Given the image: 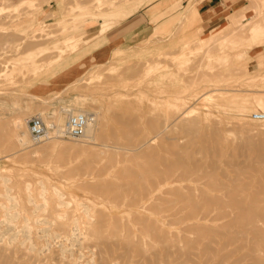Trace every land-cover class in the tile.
<instances>
[{"label": "rangeland", "instance_id": "374dc122", "mask_svg": "<svg viewBox=\"0 0 264 264\" xmlns=\"http://www.w3.org/2000/svg\"><path fill=\"white\" fill-rule=\"evenodd\" d=\"M117 1L121 2L122 0H0V27L2 28H0V36L2 33H6L13 37H10V40L8 38L9 41L7 39L0 41V119L12 121L19 115V109L26 107L29 113H27V119L39 114L43 116L47 124V121L55 124L53 128L48 124L51 133L54 132V134H50L52 138H45L39 143H35L29 133L30 140L26 144H20L16 134H9L8 137H5V144H0V182L5 176L10 190V194L3 193L5 186L0 184V200H2L0 201L2 204L0 205V217L2 218H0L2 223H0V264H40L42 262L44 264H64L68 259H70L68 264H77L78 262V264H88L87 261L93 257L94 264H182L180 261H184V264H255L251 255L255 253L264 255V242L260 247V252L258 249L254 250L255 234L252 231H245L244 238H238L236 241L226 242L227 237L220 235L213 241V247L209 253L204 250L205 244L201 239H199V247L190 252L186 250L190 238L196 239L197 237L193 230H186L190 223L197 221L207 224L223 223L233 215L235 216L236 211H232V208L228 206L226 215H221L217 211L218 207L212 206L207 211L191 213L188 201L178 197L174 188L165 192L167 186L164 181H173L174 187L181 188L187 194L200 196L204 193L206 197H220L221 199L225 198V189L215 186L209 181L210 175H215L221 180L239 176L237 183H248L249 187L253 188L259 186L260 176L264 174V157L260 162L252 154L245 157L246 154L240 155L231 151L230 154L233 156L231 157L229 152H225L217 158L216 168L213 170L210 165V157L205 156L202 151H192V160L197 166H194L193 172L188 175H183L180 167H169L166 161L174 155L171 145L175 142L182 148V154H186L188 132L186 133V127H182L180 124L194 118L204 120L203 122L208 119L207 122L213 124L217 122V125L226 134L224 141L231 147L238 145L242 138L250 133L254 138L261 137V141H264L262 132H260V136L255 130L246 133L249 125L257 126L260 123L257 127L264 126L262 124L264 119L257 120L254 117L256 113H264V17L262 16L264 15V7H262L264 0H223L224 17L212 25H204V17L201 22H198L192 16L195 9L199 12L196 6L199 2L196 0H158V4H156V0H132V5L141 2V6L130 11L129 14L126 13L127 15H122L123 17L121 15L111 17L112 24L109 29H119L122 26L118 22L127 21L129 26L126 27L127 33L130 28L132 35L128 39L130 42L123 45L126 48L119 46L121 42L125 41L122 35L112 36V41L106 37L109 30L94 38L90 43L84 44L87 38L95 32V28L90 29L87 34L85 30L88 27L87 23L91 18L92 11L96 10L99 13L102 8L109 9L113 6V2ZM26 10L30 12L27 11V13ZM71 10L73 12H70ZM185 13H190V17L194 18L193 21L185 20ZM232 13L236 15L231 17ZM25 16L27 18H24L23 21ZM7 18L10 19L9 22ZM258 18L259 23L263 19L262 25H260L259 31L252 35L245 27L253 20L257 21ZM147 20L149 29L142 36L141 24L147 23ZM71 21L73 25H71ZM14 22L17 25H14ZM218 22L222 24L220 29L209 31L213 26L218 25L213 28L219 27ZM61 23L65 27L63 25L62 28ZM5 25L7 29L3 28ZM143 26L147 25L143 24ZM68 30L75 31L72 37L80 36L79 45L77 44L72 52L70 49L66 50L67 52L65 51L66 53L62 55L63 58L58 63L51 65L50 59L57 54V47L66 48L72 40L65 38ZM248 37L250 38L248 39ZM112 45L114 48L110 47ZM99 46L105 48L102 50L97 48ZM33 53L37 55L34 54L35 57L33 55L32 58L31 54ZM27 55H31V57L29 56L31 59L29 57L27 59ZM200 56L201 58H198ZM24 58L25 60H23ZM193 62L196 65H193ZM24 64L26 65L23 66ZM148 66L151 70L147 68ZM198 66L202 69H199ZM190 93H193L194 96ZM257 96L260 97L257 99ZM260 99L263 100V105L260 104ZM66 107H82L89 112L97 110L100 113V118L104 119V123L98 127L93 138L78 136L77 139H73L61 133L57 134L53 129L59 125L58 123H64L67 119L68 114L62 109ZM183 108L194 109V116L177 117L179 109L183 110ZM54 114L56 115L53 116ZM58 115L60 120H58ZM55 119L57 121H53ZM243 122L246 124H242ZM237 123L240 126L245 125L242 126L244 130L241 127L245 134L241 132V128H238ZM231 125L233 126L231 127ZM246 125L248 126L246 127ZM236 127L244 136L236 130ZM225 129L231 133H227ZM132 135L135 136L132 137ZM147 140L148 143L145 144L149 146V155L146 158L140 157L137 160V157L134 158V155L132 157L131 153L124 156L125 154L120 151L115 156V160L110 161L108 153L105 152L92 159L90 165L87 163V160L90 159L89 152L101 149L100 147H103L100 145L101 142H109L110 146H133L142 145L144 143L140 141ZM137 161H145L150 164L153 171L165 173L164 176H159L156 174L157 172H154L155 187H157L155 191L163 193L162 195H165L170 203L161 207H152L150 201L146 200V206L139 207L150 224L165 228L168 236L175 240L169 254L165 257L158 255L157 262L142 257L136 251H128L120 243V240L129 237L141 241V243L144 241L143 244L146 247L155 244L156 248L160 249L162 240L156 237L157 233L151 226L137 222L132 217H130V221L120 218L123 215H131L137 209V205L132 206L127 202L120 201L118 202L119 206H116L115 201L103 196L106 193L101 195L104 192L99 189L86 187L102 180L126 181L127 172L133 170ZM83 164L87 166L85 167ZM236 167H246V170L240 174L237 173ZM26 182L32 184L31 190L33 188L34 197L41 191L49 192L46 193L48 195L47 208L40 210V213L52 214L54 203L51 195L57 190L62 191L65 197L71 196L72 199L87 201L91 213L95 216L98 217L102 213L104 215L102 222L106 224V231L111 230L118 220V234L109 235L113 243L109 246L99 245L97 234L81 232L82 235H80L81 233L75 230L76 240L73 237L74 240L71 241L70 238L67 241L68 245L69 241L70 245L72 242L73 247L67 248L70 249V252L65 249L66 253H64L63 250H60L63 239L60 237L57 239L56 235L51 233L56 228L55 224H53L54 226L50 225L53 222L50 221L48 224L49 221L45 222L43 219V224V214H39L37 217L33 216L35 220L37 218L42 220L41 222L37 221L40 225L34 218L25 219L26 216H23L24 212H28L25 213L26 215L29 214L28 208L30 209L29 206L33 205L27 201ZM44 183L46 184L45 188L47 187L45 190L42 189ZM2 187L4 188L2 189ZM127 189L130 190L129 193L134 191L130 187ZM6 195L9 199L5 197ZM259 196L262 199L261 203L264 204V191ZM12 199L15 200V203ZM6 200L11 202L8 203ZM5 201L7 202L6 206ZM16 203L17 208L20 207L21 211L15 209L14 204ZM3 204L6 208L9 204L10 208L7 209L9 212L5 211L6 208H3ZM2 208L6 212L5 215H2L5 213L1 211ZM11 209L15 210L14 212L19 210L17 216H14L15 218L11 217ZM74 209L75 203L72 202L68 206V215L72 214ZM48 213L44 215V218H47L46 216L49 218ZM20 217H22V227L24 222L29 221L30 223L31 220L36 222H31V226L29 223L26 224L32 229V232L28 228L26 229L27 233H24L22 228H19L21 226L19 225ZM41 223L45 227L50 225L51 230L49 231L52 236L54 235V238L49 237L47 240H43L46 236H41L44 234L42 232L44 226H41ZM35 224L36 226H34ZM38 225L42 230L38 229ZM259 227L263 237L264 221H259ZM238 229L235 226V232ZM15 230H19V232ZM28 232L31 240L25 238V241L23 237H28L25 235ZM22 233L23 235H20ZM51 234L46 231L47 237ZM27 241L31 242V249L28 248L30 246ZM44 241L46 243L49 241V243L46 244ZM75 242L76 244H74ZM79 242L82 243L79 244ZM59 243L61 245L57 247ZM77 245L78 247H76ZM32 249L36 254L40 249L41 255L46 256H42L43 261L39 259L35 261L36 257L40 258L41 256L32 254ZM71 250L75 252L73 253ZM78 251L81 254L78 253L80 256H77L79 258L76 259ZM61 252L63 254L60 255ZM2 254H5L7 259ZM29 254H31V259ZM3 257L6 262L4 259L1 260ZM74 259L78 261L75 263ZM32 260L35 262H31Z\"/></svg>", "mask_w": 264, "mask_h": 264}, {"label": "bare ground", "instance_id": "6f19581e", "mask_svg": "<svg viewBox=\"0 0 264 264\" xmlns=\"http://www.w3.org/2000/svg\"><path fill=\"white\" fill-rule=\"evenodd\" d=\"M29 1V0H28ZM30 1H33V0H30ZM110 1V0H109ZM136 1V0H135ZM79 2H85V1H79ZM264 2V1H263ZM94 3V2H93ZM96 3V2H95ZM113 6L111 8H102L101 12H97L96 10H93L92 11V14H90V17L89 18V22L87 23V26L91 28V30L93 29V24H95L96 22L100 21L101 20V25L99 27V29H97L95 32H93V35L88 37L87 40L85 41L84 44H87V43H90L91 41L94 40L95 37L99 36L100 34L106 32L107 30H109L111 27L110 25L112 24V20H111V17L113 16H120V13L124 10V9H128L129 7H134L136 6L137 4H134L132 5V0H124L123 2H113ZM112 4V2H111ZM139 5H141L142 3L139 2L138 3ZM264 4V3H263ZM45 5V4H43ZM42 5V6H43ZM97 5V4H96ZM38 6V5H37ZM23 8V5L21 6ZM79 7V6H78ZM90 7V6H89ZM264 7V6H262ZM43 8V7H42ZM16 10V9H15ZM18 10V9H17ZM67 10V9H66ZM21 11V10H19ZM29 11V10H26V12ZM86 11V10H85ZM261 11V10H260ZM9 12V11H8ZM15 12V11H14ZM25 12V13H26ZM30 12V11H29ZM70 12H73L72 10ZM81 12V11H79ZM16 13V12H15ZM14 13V14H15ZM20 13V12H19ZM28 13V12H27ZM263 13V12H262ZM40 14V13H39ZM84 14V13H83ZM11 15V14H10ZM24 15V14H23ZM68 15H69V12H68ZM80 15V14H79ZM85 15V14H84ZM38 16V15H37ZM78 16V15H77ZM264 17V15H262ZM11 17V16H10ZM9 17V18H10ZM229 17V16H228ZM262 17V18H263ZM12 18V17H11ZM24 18H27L26 16L23 17V21H24ZM30 18V17H29ZM230 18V17H229ZM261 18V17H259ZM259 18L258 20H253L252 22H250V24H245L246 25V29L252 34V35H255L258 31H259V28H260V25H262V22H263V19L261 20L262 22L259 23ZM8 19V18H7ZM7 19H6V22H7ZM19 19V18H18ZM64 19V17L62 18V20ZM66 19V18H65ZM26 20V19H25ZM44 21V19H41ZM111 20V22H110ZM250 20V19H249ZM10 21V19H8V22ZM73 21V20H72ZM71 21V25H73V22ZM84 21V20H83ZM22 22V21H21ZM70 22V21H69ZM77 22V21H76ZM80 22V21H79ZM16 23H20V22H16ZM32 23V22H31ZM44 23V22H43ZM56 23V22H54ZM78 23V22H77ZM8 24V23H7ZM30 24V23H28ZM41 24V23H40ZM66 24V23H65ZM14 25H17L15 24L14 22ZM63 25L61 23V26L63 28ZM82 25V24H81ZM222 25V24H221ZM69 26V25H68ZM79 26V24H78ZM233 26V25H232ZM240 26V25H239ZM3 27V26H2ZM6 25L3 27L4 29H7ZM9 27V26H8ZM65 27V25H64ZM74 27V26H73ZM88 27L85 28L86 30V34L89 33V31H87ZM234 27V26H233ZM1 28V27H0ZM10 28V27H9ZM20 28V27H19ZM75 28H77V26H75ZM74 28V29H75ZM218 28V27H217ZM217 28H212V30H216ZM235 28V27H234ZM240 28V27H238ZM2 29V28H1ZM242 29H244L242 27ZM244 29V31L246 32L247 30ZM42 30V29H41ZM241 30V29H240ZM64 31V29H63ZM232 31V30H231ZM243 31V32H244ZM264 31V30H263ZM75 34V31H72L71 30H68V32H66V40L67 39H72L71 42H69L68 44V47H62V46H58L57 47V54L52 57L50 59V64L53 65L55 63H57L59 60H61L63 57L62 55L65 54L68 50L70 49V52L74 51L75 48H76V45L79 43V40L81 39L80 36H73L72 37V34ZM248 33V32H246ZM264 33V32H263ZM47 35V34H46ZM248 35V34H247ZM12 35L10 34H6V33H2V36H0V41H2V39H7L9 38V40L11 39ZM254 37V36H253ZM75 38V39H73ZM250 37H248L249 39ZM252 38V37H251ZM8 40V41H9ZM83 42V41H82ZM216 42V41H215ZM248 42V41H247ZM2 44V43H1ZM3 45V44H2ZM61 45V44H60ZM79 45V44H78ZM56 47V46H55ZM188 47V46H187ZM40 48V47H39ZM216 48V47H215ZM236 48V47H235ZM48 49V48H47ZM50 49V48H49ZM32 50V49H31ZM45 50V49H44ZM43 52V50H41ZM66 51V52H65ZM30 52V51H29ZM40 53V51H38ZM37 52V54H39ZM204 53V52H203ZM35 53L31 54L32 55V58H33V55ZM35 54V55H37ZM31 55H27L26 58L28 59V57ZM34 55V57H35ZM236 56V55H235ZM24 57V56H23ZM29 57V58H30ZM258 57V56H257ZM198 58H201L198 57ZM197 58V59H198ZM31 59V58H30ZM192 59V58H191ZM196 59V61H197ZM25 60V58L23 59ZM48 60V59H47ZM193 60V59H192ZM203 60V59H202ZM32 61V60H31ZM30 61V62H31ZM195 61V62H196ZM200 61V60H199ZM204 61V60H203ZM29 63V62H28ZM34 63V62H33ZM197 63V62H196ZM26 64H24L23 66H25ZM50 65V66H51ZM156 65V64H155ZM154 65V66H155ZM170 65V64H169ZM192 65V64H191ZM193 65H196L194 62H193ZM192 65V66H193ZM198 65V64H197ZM200 65V64H199ZM260 65H262V63H260ZM201 66V65H200ZM47 67V66H46ZM150 66H148L147 68H149ZM186 67V66H185ZM199 67V66H198ZM34 68V67H33ZM38 68V66H37ZM40 69V68H38ZM36 69V70H38ZM150 69V68H149ZM185 69V68H184ZM199 69H202L199 67ZM35 70V71H36ZM151 70V69H150ZM159 70V69H158ZM183 70V69H182ZM186 70V69H185ZM212 70V69H211ZM38 72V71H36ZM35 72V73H36ZM262 73V72H261ZM262 75V74H261ZM264 75V73H263ZM233 76V75H232ZM221 77V75H220ZM257 77V76H256ZM224 78V77H223ZM247 78V77H246ZM245 78V79H246ZM250 78V77H249ZM255 78V77H254ZM220 79V78H219ZM212 80V79H211ZM214 80V79H213ZM222 80V79H221ZM210 81V80H209ZM219 81V80H218ZM177 83V82H176ZM208 83V82H207ZM212 83V81H211ZM209 84V83H208ZM254 84V83H253ZM165 85V84H164ZM224 85V83H223ZM214 86V85H213ZM225 86V85H224ZM202 87H205V86H202ZM208 87V86H207ZM215 87V86H214ZM209 88V87H208ZM216 88V87H215ZM237 88V87H236ZM235 88V89H236ZM220 89L221 87L219 88V92H220ZM202 90V89H201ZM200 90V92H201ZM223 90V89H222ZM251 90V89H250ZM214 91V90H213ZM241 91V90H240ZM247 91V90H245ZM183 92V91H182ZM195 92V91H194ZM197 92V91H196ZM211 92V91H210ZM238 92V90H237ZM253 92V91H252ZM207 93V92H206ZM212 93V92H211ZM240 93V92H239ZM238 93V94H239ZM262 93V91H261ZM191 95H193V93H190ZM189 94V95H190ZM199 94V93H198ZM212 95V94H211ZM221 95V94H220ZM224 95V94H222ZM256 95H259V94H256ZM255 95V96H256ZM264 95V94H263ZM81 96V95H80ZM194 96V95H193ZM210 98V96H208ZM227 97V96H226ZM260 97V96H259ZM257 96V99L259 98ZM176 98H179V97H176ZM195 98V97H194ZM213 99V97H211ZM264 98V97H263ZM233 99V98H232ZM227 100V99H226ZM261 103L263 100H261ZM244 102V101H243ZM233 103V102H231ZM246 103V102H245ZM244 103V104H245ZM242 104V105H244ZM240 105V104H239ZM67 106V105H66ZM190 106V105H189ZM188 106V107H189ZM64 107V106H63ZM232 107H234L232 105ZM235 108V107H234ZM64 111L67 112L68 114V117L72 114H77V113H84L86 114L88 117H89V121L85 127V131L84 133L81 135V136H86L87 138H93L96 134V132L98 131V127L100 125H102L104 123V119H101L100 118V113L99 111L95 110L93 112H90L85 110L84 108H75V107H69V108H62ZM61 109V110H62ZM60 110V111H61ZM182 110V109H181ZM179 109V115L177 117H193L194 115V109H184L181 111ZM181 111V112H180ZM65 112V113H66ZM19 115L14 117L12 121H6L5 119H0V144H5V137H8L9 134H16L17 136V140L20 144H23L26 142H28L30 140L29 138V133L31 134V130L29 128V120L33 117V116H30L28 119H27V113H28V109L26 107L22 108V109H19L18 111ZM53 113V112H52ZM29 114V113H28ZM66 114V115H67ZM56 114H54L53 116H55ZM35 116V115H34ZM36 116H40L43 118V116L37 114ZM59 116V115H58ZM58 116L56 117L58 119ZM67 117V118H68ZM44 119V118H43ZM57 119L53 120V121H57ZM264 119V118H263ZM60 120V116H59V119ZM208 120V119H207ZM203 122L204 120H201V119H191V120H187V122H184V123H181L180 125H182V127H186L185 131L186 133L188 132V147H187V152L185 155L182 154V148L180 147V145H178V143H173L171 145V148H173V156L170 158V160L166 161L168 166L171 167V168H176V167H180L182 169V174L183 175H188L190 173L193 172V167L194 166H197V164L195 163L194 160H192V154L191 152L192 151H202V153L205 154V156L207 157H210V165L213 167L212 169L214 170L216 168V161L218 160L217 158H219L220 156H222L225 152H229V154L234 152L236 154H240V155H243V154H246L244 155L245 157H248V155L252 154L253 156L257 157L260 162L262 161V157H264V141L262 142L261 141V137L258 139V138H254L253 135H251L250 131L251 130H255L256 133H258V136H260V132H262V134L264 133V126L262 127L260 125V127H257L260 123L257 124V126H253V125H246L247 127V131L246 133H250V135L248 136H244L243 134L240 133V130L242 133L245 134V132L243 131L244 128L242 126H245V125H242L240 126L239 123H237L238 125V128H242L238 131L237 127H236V130L242 135L244 136L241 140V142L236 145V146H233L231 147L230 144L226 143L224 140H225V132L219 127V125H217V122H214L216 124H213V123H210V122ZM210 120V119H209ZM255 120V119H254ZM258 120V119H257ZM52 121V120H51ZM67 119L64 121V123H58L59 125L55 126V128L53 129L55 132H57V134H60V133H63V127L66 123ZM210 121H214L213 119L210 120ZM46 122V120H45ZM49 126L52 128L54 127L55 124L51 123L50 121H47ZM233 123V122H232ZM48 124L46 123V126H47V130H48V133L47 135L43 138L45 140V138H52V136L50 134H54V132L52 131L51 133V130L48 126ZM242 124H246V123H242ZM248 124V123H247ZM264 125V123H262ZM217 125V126H216ZM233 125H231L232 127ZM235 126V125H234ZM229 127V126H228ZM230 127V128H231ZM226 128V127H225ZM227 129V128H226ZM225 129V130H226ZM234 129V128H233ZM235 130V131H236ZM184 131V130H183ZM234 131V130H233ZM163 132V131H161ZM166 132V131H165ZM227 132V130H226ZM230 132V131H228ZM227 132V133H228ZM252 132V131H251ZM231 133V132H230ZM233 133V132H232ZM160 134V133H159ZM184 134V133H183ZM234 134V133H233ZM260 134V135H259ZM162 135V134H161ZM197 135H200V136H197ZM55 136V135H54ZM53 136V137H54ZM57 136V135H56ZM135 136V135H132V137ZM167 136V135H165ZM253 136V137H252ZM264 136V134H263ZM262 136V137H263ZM31 137H32V140L33 139V136L31 134ZM78 138V137H77ZM76 138V139H77ZM241 138V137H240ZM41 139V140H43ZM57 139V138H56ZM74 139V138H73ZM41 140L39 141H35V143H39L41 142ZM50 140V139H49ZM182 140V139H181ZM141 143H144L142 145H133V146H130V145H127V146H110L111 144L109 142H101L100 145H103V147H100L101 149H98L96 151H91L89 152V160H87V163L90 165L92 159L94 158H97L99 155L103 154L106 152V154L108 153V156H109V160L110 161H114L115 160V156H117L118 153H120V151L125 154L124 156H127L129 153H131L132 157L134 155V158L137 157V160L140 158V157H148L149 155V146H147L146 144L148 143V140L147 141H140ZM146 143V144H145ZM8 144V143H7ZM113 144V143H112ZM131 144V143H129ZM114 145V144H113ZM166 145V144H165ZM157 146V145H156ZM121 149V150H120ZM232 149V150H231ZM228 154V155H229ZM130 155V154H129ZM231 155V154H230ZM231 157H233L231 155ZM143 159V158H142ZM247 159V158H246ZM231 163H234L233 161H231ZM135 167L133 168V170H129L127 172V180L124 181V182H119V181H97V183H94V184H90L86 187H92L94 189H99L101 192H104V193H101V195L105 194L106 195H103L105 197H108L110 198L111 200L115 201L114 203L116 204V206H119L118 205V202L122 201L123 203L124 202H127L129 203L130 205L134 206V205H137V209L134 210L132 212L131 215H123L121 216L120 218L121 219H129L130 221V217H132L133 219H135L137 222H141L142 224H147L149 226H151L155 231H156V237H159L161 240H162V244L160 245V249H157L156 248V245L152 244L151 246L148 245L147 247L141 243V241H136V240H133L129 237H127V239L125 240H120V243H122L128 251H131V252H138L140 255H142V257L146 258V259H149L151 260L152 262H157V257L158 255L161 256V255H164L163 257L167 256L170 252V249L172 247V244H174L175 240L174 238L168 236L167 232H166V229L165 228H161L159 226H157L156 224H150L148 222V220L146 219L145 217V214L139 210V207H144L146 206L145 202L146 200L150 201V206L152 207H161V206H164V205H168L170 203V200L167 199V197L165 195H162L161 193H157L155 191V189L157 187H155V173L154 172H157L156 174H158L159 176H164L165 173L162 172V171H153V168L150 166V164L146 163L145 161H137L135 163ZM252 164V163H251ZM261 165V163H260ZM83 166H87L86 164H83ZM177 170V169H176ZM201 170V169H200ZM236 170H237V173H243V171L246 170V167H243V168H238L236 167ZM157 175V176H158ZM240 177L239 176H236L234 178L232 177H227L225 178L224 180H221L219 179L217 176L215 175H210L209 177V181H211L215 186H218V187H221L223 189H225V193H224V196L225 198L224 199H221L220 197H215V198H210V197H206L204 193H202L200 196H195V195H191L190 193L187 194L185 193L181 188H177V187H174V185L172 184L173 181H164L165 182V185L167 186L165 192H169V190H171L172 188H174L173 190L176 192V195L178 197H181V198H184L188 201V206L190 205L191 206V209H190V212L191 213H198V212H204V211H207V209H209L210 207L212 206H217L218 209L217 211L221 214V215H226V212L228 211V208L226 207H230L232 208V211H236V215L228 218L225 222L223 223H206V222H192L190 223V225L187 226L186 230L187 229H191L193 230L195 233H196V239L195 238H190L189 240V244L186 246V250H188L189 252L194 250L196 247H199L200 243H199V239H201V241L203 240V244H205L204 246V250L209 253V251L212 250V245H213V241L218 239L220 237V235H225L227 238L226 242L227 241H236V239L238 238H244V233L245 231H252L253 234H255V239H254V250H257L258 249V252H260V247L263 245V242H264V236L262 237V234H261V229L259 227V221H264V204L261 203L262 199L260 198V194H262V192L264 191V174H261L260 176V181H259V186L257 188H253V187H249V184L248 183H237L239 180ZM0 184H2V186H5L2 187L3 189V193H6V194H10V190H9V186L7 185V178L4 176L2 177V180L0 182ZM27 184V182H26ZM25 184V185H26ZM45 184V183H44ZM32 185V184H31ZM31 185L28 183L27 184V188H26V192H27V195H28V200L27 201H30V204L32 203L33 205H30V209L28 208V211L30 210L29 214L26 215L25 213H28V212H24L23 216L25 215V219H28L30 217L34 218V217H37V215L39 214H43V218H42V215L40 216L43 219H45V222L49 221L48 224L51 222L53 223H50V225H53L55 224L56 228L51 232L49 230L50 229V225H48L47 227H45L43 224H44V220H39L38 218L34 220L37 222L38 220L41 222H43V224L41 223V226L43 225L44 228H40L42 230V232H44L43 235H41L42 237H45L43 240H47L49 237L51 238H54V235H56L57 239L58 237H60V239H63L62 241V247L60 248V250H63L64 253H66V251H64L65 249L67 248H72L73 247V243L71 242V245H70V241L68 242L69 245L67 244V241L71 238V241L74 237V231L75 230H78L79 233L83 232V233H95L97 234V237H98V241L97 243L100 244H105L106 246H109L113 243V241L109 238V235H117L118 232H119V224H118V220H116L115 224L111 227L112 229L109 231H106V224H104L103 221V217L104 215H102V213H100L97 216H95L93 213H91V208H90V205L88 204L87 201L83 200V199H72L71 196H63L64 193L59 192V191H54L51 195V199H52V202L54 203V208L52 209V214L49 216H46L47 218H44V215L46 213H40L39 211L40 210H43V209H46L47 208V205H48V195L46 193H49L47 190V192H44V191H41V193H37L38 195H36V197H34L33 195V188L31 190ZM42 185V184H41ZM44 187L42 189H46L45 185H43ZM184 186V185H183ZM128 187L132 188L134 191H132V193H129L128 191H130L129 189H127ZM25 188V187H24ZM55 188V187H54ZM119 188V189H118ZM127 191H126V190ZM53 190V189H52ZM55 190V189H54ZM199 190V189H198ZM200 191V190H199ZM36 192V191H35ZM40 192V191H39ZM52 192V191H51ZM13 195V194H11ZM68 195V194H67ZM75 196V195H73ZM5 197H7L9 199V197L6 195ZM3 197V198H5ZM11 198V196H10ZM15 198V197H14ZM27 198V197H26ZM6 199V198H5ZM4 199V200H5ZM89 199V198H88ZM13 202L15 203V200L17 201V199L15 198L12 199ZM19 200V199H18ZM2 201V200H0ZM9 202V200H6ZM5 201V202H6ZM22 201V200H21ZM27 201H25L26 203H28ZM74 202L75 203V209L73 211L72 214L68 215L69 212H68V206ZM21 203V202H20ZM11 204V203H10ZM22 204L24 205V203L22 202ZM2 205V204H0ZM7 205V202L5 204V206ZM16 206L13 207L15 209H19L17 208V203L14 204ZM3 204V208H6ZM32 206V207H31ZM114 206V207H116ZM23 207V206H22ZM74 207V206H73ZM1 209V211H3V213L6 211H8L7 209L10 208L9 204H8V208H6V210L4 211V209ZM24 208H25V205H24ZM26 209V208H25ZM24 209V211H25ZM10 210V209H9ZM21 211V209H19ZM17 210V211H19ZM27 210V209H26ZM73 210V209H72ZM12 211V209H11ZM15 210L12 211L11 214V217H16L18 212H14ZM6 212L2 215H5ZM9 212V211H8ZM38 212V213H36ZM44 212V211H43ZM36 213V214H35ZM21 215V214H20ZM1 216V215H0ZM8 216V215H6ZM10 216V215H9ZM34 216V217H33ZM10 217V218H11ZM14 217V218H15ZM19 217V216H18ZM124 217V218H123ZM1 218V217H0ZM7 219V217H5ZM13 218V220H14ZM2 219V218H1ZM0 219V220H1ZM5 219V221H6ZM12 219V218H11ZM22 219V217H20V220ZM24 219V217H23ZM24 219V220H25ZM4 220V218H3ZM8 220V219H7ZM12 220V221H13ZM19 220V219H18ZM18 220H17V223H18ZM19 220V222H20ZM30 220V219H29ZM4 221V222H5ZM10 221V220H9ZM11 221V222H12ZM16 221V220H15ZM35 221H32L31 222L33 223H36ZM24 222V221H23ZM30 222V223H31ZM1 223V221H0ZM28 222H24L23 223V227H22V220H21V223L18 226L19 228L21 227L22 231H24V233L26 231V229H28L29 227H27L28 225H26ZM29 223V225H30ZM97 223V224H96ZM2 224V223H1ZM6 224V223H5ZM37 224H39L37 222ZM16 225V227H17ZM33 225V224H32ZM40 225V224H39ZM37 226L38 229L40 226ZM31 226V225H30ZM36 226V224L34 225ZM54 226V225H53ZM235 226L237 228H239L237 230V232H235ZM33 227V226H32ZM35 227V228H37ZM18 228V227H17ZM18 228V229H19ZM52 228V227H51ZM30 229V228H29ZM39 229V230H40ZM20 230V229H19ZM19 230H15V231H18ZM31 232H32V229H30ZM29 230V231H30ZM139 230V229H138ZM21 231V232H22ZM46 231L47 233L51 234V233H54V235L51 236L49 235L47 237L46 235ZM51 232V233H50ZM37 233V231H36ZM41 233V231H40ZM39 233V234H40ZM129 233H130V230H129ZM87 234V235H89ZM15 235V234H14ZM13 235V237H14ZM20 235H23L20 234ZM25 235H27L28 237H26ZM23 237L24 239L25 238H29L30 236V233L28 232V234H25ZM32 235V234H31ZM45 235V236H44ZM77 235V234H76ZM82 235V233L80 234ZM16 236V235H15ZM38 236V235H37ZM79 236V235H77ZM86 236V235H85ZM18 237V236H17ZM55 237V238H56ZM81 237V236H80ZM79 237V239H80ZM22 238V237H21ZM22 238V239H23ZM31 238V237H30ZM29 238V240H31ZM39 238V237H37ZM50 238V239H51ZM21 239V240H22ZM41 239V238H39ZM74 239L76 240V238L74 237ZM73 239V240H74ZM78 239V240H79ZM82 239V238H81ZM33 240V239H32ZM52 240V239H51ZM55 240V239H54ZM26 241V239H25ZM83 241V240H82ZM24 242V241H23ZM30 241H27V243L29 244L28 246H30L31 242L29 243ZM45 242V241H44ZM56 242V241H54ZM60 242V241H59ZM74 242V241H73ZM85 242V240H84ZM33 243V241H32ZM46 243V242H45ZM49 241L46 243L48 244ZM82 243V242H81ZM79 242V244H81ZM95 243V242H94ZM35 244V243H33ZM45 244V246H46ZM52 244V243H51ZM55 244V243H53ZM76 244V242L74 243ZM60 243H59V246L57 247H60ZM48 246V245H47ZM71 246V247H69ZM96 246V245H95ZM27 247V246H26ZM35 247V246H34ZM42 247V245H41ZM40 247V248H41ZM50 247V246H49ZM53 247V246H52ZM75 247V246H74ZM78 247V245L76 246ZM29 249H31V246L28 247ZM27 248V250H28ZM33 248V247H32ZM44 248V247H43ZM47 249H49L48 247H46ZM3 249V248H2ZM42 249V248H41ZM57 249V248H55ZM70 249H67V252L69 251L70 252ZM77 250V248H74V250ZM263 250V249H262ZM5 251V250H4ZM39 253H33V249H32V254H36L37 256H39L38 254H40V258L36 257L34 255V258L36 257L35 261L36 260H42V256L44 255H41L42 253H40V249L38 250ZM41 251H45V250H41ZM59 251V250H58ZM72 251V250H71ZM160 251V252H159ZM6 252V251H5ZM37 252V250H36ZM63 252L60 253L63 254ZM73 252V251H72ZM75 252V251H74ZM73 252V253H74ZM262 252V251H261ZM45 253V252H43ZM73 253H71V255H74ZM81 252L78 251L77 254H76V259L77 256H80V254H78ZM10 254V253H9ZM51 254V253H50ZM263 254V253H262ZM260 253H255V254H252V258L254 259V263L255 264H264V255H262ZM3 255V254H2ZM48 256V253L46 254ZM5 258V254L3 255ZM9 256V255H8ZM2 258L1 260H5V258ZM31 257V254H29V258ZM46 257V256H44ZM64 257V255H63ZM69 257H70V254H69ZM74 257V256H73ZM72 257V258H73ZM82 258V257H81ZM7 259V258H6ZM9 259V257H8ZM13 259V258H12ZM31 259V258H30ZM74 259V260H76ZM85 259V258H84ZM91 259V258H90ZM87 262H89L88 264H90V262L93 263V260H94V257L93 259H91ZM67 260V259H66ZM65 260V261H66ZM70 259H68L67 262H63L64 264H68ZM73 260V261H74ZM80 260V259H79ZM83 260V259H82ZM107 259L105 258V261ZM141 260V259H140ZM10 261H11V258H10ZM9 261V262H10ZM34 260H32L31 262H33ZM34 261V262H35ZM78 260L75 261V263L77 262ZM81 261V260H80ZM116 261V259H115ZM3 262V261H2ZM6 262V260H5ZM14 262H15V259H14ZM17 262V260H16ZM22 262V261H21ZM53 262V261H52ZM82 262V261H81ZM85 262V261H84ZM86 262V263H87ZM102 262V261H101ZM39 263V262H38ZM54 263V262H53ZM70 263V262H69ZM73 263V262H72ZM79 263V262H78ZM77 263V264H78ZM83 263V262H82ZM91 263V264H92ZM112 263H113V260H112ZM180 263L184 264L185 262H181ZM16 264V263H14ZM37 264V263H36ZM40 264H44V262L40 263ZM85 264V263H83ZM94 264V263H93ZM99 264V263H98ZM114 264V263H113ZM117 264V263H115Z\"/></svg>", "mask_w": 264, "mask_h": 264}, {"label": "crops", "instance_id": "0c3cea01", "mask_svg": "<svg viewBox=\"0 0 264 264\" xmlns=\"http://www.w3.org/2000/svg\"><path fill=\"white\" fill-rule=\"evenodd\" d=\"M124 0H122L121 2H123ZM186 1V0H184ZM197 2H199L196 6L199 10V12L195 9V11H193V14L192 16L198 21V22H201L203 20V17H204V25H212V23L216 22V21H219V19H221L223 16V0H196ZM156 4L159 3L158 0L155 1ZM154 2V3H155ZM196 2V3H197ZM141 5L137 4L136 6L134 7H129L128 9H124L120 15H127L129 14L130 11H134L136 9H138ZM189 12V11H188ZM127 13V14H126ZM201 14V15H200ZM232 15H236V14H231V17H233ZM202 16V17H201ZM123 17V16H122ZM129 17V16H128ZM184 19L187 20L188 22H191L193 21L194 18L190 17V13L184 15ZM149 19V18H147ZM121 20V19H120ZM125 20V19H124ZM123 21V19H122ZM232 22V20H231ZM120 24V27L119 29H112V30H109L107 33H106V37L112 41V36H118V35H122V37L125 38V41L124 42H121V45H119L120 47H124L123 45L124 44H127L128 42V39L130 38V36L132 35V30L129 28V33H127V28L126 27H129L128 24H127V21H123L122 23L121 22H118ZM219 23V22H218ZM143 24H146L147 26H143ZM141 24L142 25V28H141V34L143 36V34L148 31L149 29V23H148V20H147V23H143ZM101 25V20L96 22L95 24H93V28H95V31L97 29H99ZM219 27L217 29H220L221 27V24L219 23ZM218 26V25H216ZM216 26H213V27H216ZM212 27V28H213ZM91 28L88 27L87 31H89ZM209 32V31H208ZM203 33H206V32H203ZM96 38V37H95ZM88 44V43H87ZM111 48H114V46H110ZM97 48H100V49H104L105 47L103 46H99ZM109 48V49H111ZM126 48V47H124ZM107 49V47H106ZM58 50V49H57ZM56 50V52H57ZM60 61V60H59ZM58 61V62H59ZM57 62V63H58ZM56 64V63H55ZM115 144V142L113 143Z\"/></svg>", "mask_w": 264, "mask_h": 264}, {"label": "built area", "instance_id": "2783aa9c", "mask_svg": "<svg viewBox=\"0 0 264 264\" xmlns=\"http://www.w3.org/2000/svg\"><path fill=\"white\" fill-rule=\"evenodd\" d=\"M254 117L259 120L263 119L264 113H256ZM88 121L89 117L84 113L72 114L67 118L62 129L63 133L61 134L67 137L77 138L84 133ZM29 128L33 139L36 141L43 139L48 133L46 122L40 116L35 115L29 120Z\"/></svg>", "mask_w": 264, "mask_h": 264}]
</instances>
